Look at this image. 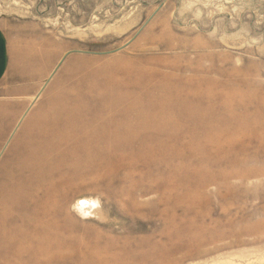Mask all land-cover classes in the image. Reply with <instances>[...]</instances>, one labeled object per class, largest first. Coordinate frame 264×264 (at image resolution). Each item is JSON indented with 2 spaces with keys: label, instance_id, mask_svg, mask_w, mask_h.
Instances as JSON below:
<instances>
[{
  "label": "rangeland",
  "instance_id": "1",
  "mask_svg": "<svg viewBox=\"0 0 264 264\" xmlns=\"http://www.w3.org/2000/svg\"><path fill=\"white\" fill-rule=\"evenodd\" d=\"M0 26V264L19 233L7 264H264V0H0ZM37 147L71 162L12 226Z\"/></svg>",
  "mask_w": 264,
  "mask_h": 264
},
{
  "label": "bare ground",
  "instance_id": "2",
  "mask_svg": "<svg viewBox=\"0 0 264 264\" xmlns=\"http://www.w3.org/2000/svg\"><path fill=\"white\" fill-rule=\"evenodd\" d=\"M141 117H144V119H151L149 122V124L151 123V125L153 124V122H155V119L157 118V117H154L153 115H144ZM162 120L165 123H168V121H167L168 119L162 118ZM148 127H150V126H148ZM150 131H151V128H150ZM150 137H151V135H148L147 139H151ZM133 142H134V140H133ZM56 146H58V145H56ZM42 152H43V150H41V147H40V149H39V147H37L35 149V153H34L35 155L33 157L34 158L33 162H31V165L27 168V170H28L27 176L23 175V169H22V167L20 168V172H19V176H18L19 181L17 184L18 187L16 189V191L18 193L16 194V192H11V194H12V197H11L12 203L10 206L11 214L6 217L7 222L12 226L19 224L22 227L25 223H27V224L30 223L31 220L27 219V215L29 214V212L32 211L31 207L33 206L34 208H37V207L40 208V206L45 203V201H46L45 199H47L49 197V195H52L51 192L55 188H57V186L54 185V182H57V183L61 182L63 180V177H62L63 173L68 171V169L66 170V169L60 168L58 165L60 164V166H63V163H65L64 161H66V160H67V162H71V161H69L70 160V158H69L70 153H64L63 155H60V153H59L60 151H59L57 153V156H56V162L54 164H49V163H47L46 159L44 160L45 163L43 162L42 157H41ZM53 154H54V152H53ZM69 171H70V169H69ZM75 173H77V172H75ZM45 182L50 183L49 184L50 187H49V189H47L48 193L42 192L43 186L46 184ZM11 188H12L11 190L13 191L14 186ZM26 193L28 194V196H26L27 195ZM92 207H93V203H91V202H87V201L81 202V203L77 204L75 212L78 214V212H80V211L82 212L83 209H86V215H88L89 211H91L90 209H92ZM84 214H82V215H84ZM88 216H90V215H88ZM35 218L36 217H32V219H35ZM40 221H42V220H40ZM35 224H37V223H35ZM36 228H38V227H36ZM31 229H33V228H31ZM17 235H18V232H17ZM26 244H27L26 243V236H24L22 233L21 234L19 233L17 241L12 244V248H10L9 252H7V254L3 256L6 259L4 261L5 264H7L10 257L14 256V254L16 255L18 261L24 262L26 259L22 255L25 254V252H27L26 247H25ZM38 261H39V259H38Z\"/></svg>",
  "mask_w": 264,
  "mask_h": 264
},
{
  "label": "crops",
  "instance_id": "3",
  "mask_svg": "<svg viewBox=\"0 0 264 264\" xmlns=\"http://www.w3.org/2000/svg\"><path fill=\"white\" fill-rule=\"evenodd\" d=\"M0 31H2L1 26ZM13 55L14 53L11 49V46L9 45V39L7 34H5L3 31L0 32V81L7 73H9V71H13L11 67ZM20 120L21 119L19 118L17 123Z\"/></svg>",
  "mask_w": 264,
  "mask_h": 264
}]
</instances>
